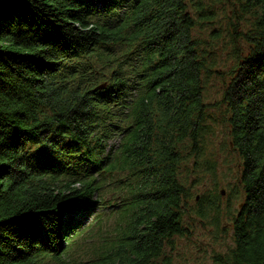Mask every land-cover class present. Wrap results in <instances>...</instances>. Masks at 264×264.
<instances>
[{
  "label": "trees",
  "instance_id": "16d2710c",
  "mask_svg": "<svg viewBox=\"0 0 264 264\" xmlns=\"http://www.w3.org/2000/svg\"><path fill=\"white\" fill-rule=\"evenodd\" d=\"M195 220L264 264V0H0V264H171Z\"/></svg>",
  "mask_w": 264,
  "mask_h": 264
},
{
  "label": "rangeland",
  "instance_id": "374dc122",
  "mask_svg": "<svg viewBox=\"0 0 264 264\" xmlns=\"http://www.w3.org/2000/svg\"><path fill=\"white\" fill-rule=\"evenodd\" d=\"M221 172L218 170L216 177L222 178L218 189L224 191L222 197H225L229 192V188L235 187V181L232 178L234 175H231V173L222 172L221 174ZM211 186L212 180L206 177L202 185L195 187L194 195L200 196L208 193ZM111 188H114V186L110 184L109 189ZM109 189L105 190V196L107 197L110 196ZM235 189L237 188L235 187ZM189 205L195 207L193 202ZM98 211L104 212L105 216L108 214L107 209L101 208ZM92 218L93 216L86 219L85 222H94V218ZM114 221L111 220L110 223L113 224ZM194 222V224L189 222V227H191L189 236L176 240L175 249L171 253V264H212V255L215 252L223 251L227 245H230L228 234L220 233L207 221L200 223L195 220Z\"/></svg>",
  "mask_w": 264,
  "mask_h": 264
},
{
  "label": "water",
  "instance_id": "95a60500",
  "mask_svg": "<svg viewBox=\"0 0 264 264\" xmlns=\"http://www.w3.org/2000/svg\"><path fill=\"white\" fill-rule=\"evenodd\" d=\"M103 86L102 85H99L96 89H100V88H102ZM223 193H224V191L222 190L221 191V194L223 195Z\"/></svg>",
  "mask_w": 264,
  "mask_h": 264
}]
</instances>
